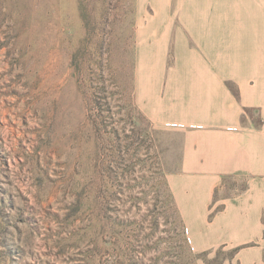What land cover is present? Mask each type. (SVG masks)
I'll return each instance as SVG.
<instances>
[{
    "label": "rangeland",
    "instance_id": "1",
    "mask_svg": "<svg viewBox=\"0 0 264 264\" xmlns=\"http://www.w3.org/2000/svg\"><path fill=\"white\" fill-rule=\"evenodd\" d=\"M139 4L0 0V264L233 256L194 251L168 181L181 136L138 105Z\"/></svg>",
    "mask_w": 264,
    "mask_h": 264
},
{
    "label": "crops",
    "instance_id": "2",
    "mask_svg": "<svg viewBox=\"0 0 264 264\" xmlns=\"http://www.w3.org/2000/svg\"><path fill=\"white\" fill-rule=\"evenodd\" d=\"M139 5L137 102L181 136L168 181L188 239L232 249L225 264H264V0ZM231 177L244 187L218 196Z\"/></svg>",
    "mask_w": 264,
    "mask_h": 264
}]
</instances>
